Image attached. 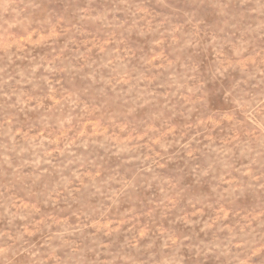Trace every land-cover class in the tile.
Here are the masks:
<instances>
[{
  "label": "clouds",
  "instance_id": "9594fccd",
  "mask_svg": "<svg viewBox=\"0 0 264 264\" xmlns=\"http://www.w3.org/2000/svg\"><path fill=\"white\" fill-rule=\"evenodd\" d=\"M0 112V264H264V0H0Z\"/></svg>",
  "mask_w": 264,
  "mask_h": 264
},
{
  "label": "rangeland",
  "instance_id": "374dc122",
  "mask_svg": "<svg viewBox=\"0 0 264 264\" xmlns=\"http://www.w3.org/2000/svg\"><path fill=\"white\" fill-rule=\"evenodd\" d=\"M99 37L93 36L92 39H98ZM58 99V98H57ZM5 115H7V113L4 112H0V123L4 122V117ZM30 119H26L23 115H20L19 119L21 122V126H18L15 130L19 133L25 134L27 136H31V137H36L39 136L41 134H43L44 136H47L48 133L42 129V128H33L31 126V122L33 120H35V114H29ZM95 125L97 129H99L101 127V121H97V120H89L86 121L84 124V127L82 129V133H87L90 129L91 126ZM105 131H108V129L105 127ZM17 140H20V135H17ZM57 142H60V138L57 137L56 138ZM9 141L7 138L4 137H0V144H8ZM4 149L2 147H0V152H3ZM0 171L5 172V173H10L11 169L8 168L7 166H4L3 168H0ZM0 183H8V180L6 178V176H0ZM18 200L25 206H32L35 204V202L31 199H25L23 193H20L18 196ZM19 206V205H18ZM16 209H13V211H15ZM38 211H42V209H38ZM231 210L229 209V212ZM54 218H57L54 216ZM59 220H64V219H71L70 217H64V216H60L58 217ZM44 218L43 217H37V222L38 223H43ZM18 224H22L21 221H17ZM2 226V225H0Z\"/></svg>",
  "mask_w": 264,
  "mask_h": 264
}]
</instances>
